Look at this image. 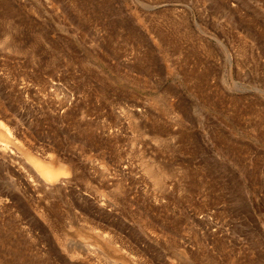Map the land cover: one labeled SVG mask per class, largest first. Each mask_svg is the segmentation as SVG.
I'll return each mask as SVG.
<instances>
[{"label": "rangeland", "instance_id": "374dc122", "mask_svg": "<svg viewBox=\"0 0 264 264\" xmlns=\"http://www.w3.org/2000/svg\"><path fill=\"white\" fill-rule=\"evenodd\" d=\"M0 264H264V0H0Z\"/></svg>", "mask_w": 264, "mask_h": 264}, {"label": "bare ground", "instance_id": "6f19581e", "mask_svg": "<svg viewBox=\"0 0 264 264\" xmlns=\"http://www.w3.org/2000/svg\"><path fill=\"white\" fill-rule=\"evenodd\" d=\"M36 165L40 169L41 173L47 178V179H52L57 175V171H55L53 168H51L49 165L44 164L42 162L37 161Z\"/></svg>", "mask_w": 264, "mask_h": 264}]
</instances>
